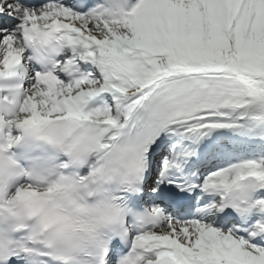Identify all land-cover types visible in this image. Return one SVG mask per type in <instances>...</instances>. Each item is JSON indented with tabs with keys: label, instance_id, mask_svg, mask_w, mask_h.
I'll use <instances>...</instances> for the list:
<instances>
[{
	"label": "snow or ice",
	"instance_id": "1",
	"mask_svg": "<svg viewBox=\"0 0 264 264\" xmlns=\"http://www.w3.org/2000/svg\"><path fill=\"white\" fill-rule=\"evenodd\" d=\"M0 264H264V0H0Z\"/></svg>",
	"mask_w": 264,
	"mask_h": 264
}]
</instances>
